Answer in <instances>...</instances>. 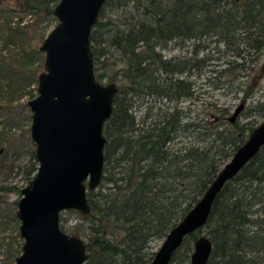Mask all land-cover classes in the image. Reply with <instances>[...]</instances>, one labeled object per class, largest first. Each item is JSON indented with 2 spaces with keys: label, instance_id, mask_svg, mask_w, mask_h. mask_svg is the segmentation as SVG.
Returning <instances> with one entry per match:
<instances>
[{
  "label": "trees",
  "instance_id": "obj_1",
  "mask_svg": "<svg viewBox=\"0 0 264 264\" xmlns=\"http://www.w3.org/2000/svg\"><path fill=\"white\" fill-rule=\"evenodd\" d=\"M14 1L0 16L55 23L58 0ZM20 23L0 22V49L17 45ZM90 43L96 78L118 91L104 125L103 177L87 193L90 216L68 211L77 223L65 228L59 215V227L86 242L85 264H150V243L164 240L197 204L257 127L252 118H264L262 103L231 122L229 105L203 99L211 90L242 103L256 94L264 72V0H107ZM172 48L187 50L167 58ZM27 55L13 64L0 56V104L32 96L37 71L26 72L33 60ZM8 147L0 143V165ZM21 149L22 185L0 188L18 197L37 168L30 141ZM4 205L0 231L14 226L17 250L8 255L14 261L21 246L16 201ZM201 234L213 245L207 264H264V146L225 185L206 225L185 238L169 264H189Z\"/></svg>",
  "mask_w": 264,
  "mask_h": 264
},
{
  "label": "water",
  "instance_id": "obj_2",
  "mask_svg": "<svg viewBox=\"0 0 264 264\" xmlns=\"http://www.w3.org/2000/svg\"><path fill=\"white\" fill-rule=\"evenodd\" d=\"M106 2L58 0L52 10L55 25L38 46L43 54L42 71L36 77L35 97L25 103L37 168L15 205L21 246L14 264H85L88 260L86 242L63 232L59 215L76 211L88 218L87 193L96 191L103 177L104 125L112 115L118 88L96 78L90 37ZM243 109L239 105L230 121ZM263 146L264 121L169 231L150 264H169L185 238L203 229L225 185ZM212 250L211 241L201 234L194 241L189 264H207Z\"/></svg>",
  "mask_w": 264,
  "mask_h": 264
},
{
  "label": "rangeland",
  "instance_id": "obj_3",
  "mask_svg": "<svg viewBox=\"0 0 264 264\" xmlns=\"http://www.w3.org/2000/svg\"><path fill=\"white\" fill-rule=\"evenodd\" d=\"M15 5L16 3L14 0H0V13H4V11H7L6 9L9 7H15ZM20 17L22 19H20ZM5 18H10L12 24L15 23V20L21 21L19 24L21 28L18 31L19 37L16 41L17 45L7 46L6 49L1 48V58H5L7 59V62L13 64L18 58L23 57V60H25L26 56H29L27 54H30L33 56V60L31 64L29 63V65H26L27 68L25 70L29 73L31 69L36 70V77L38 73L42 71L43 62V54L38 51V46L45 35L53 28L55 23L50 20L39 21L30 17H23L18 13H10L7 15L1 14L0 22H4ZM189 49H191V47H189ZM186 50L187 48H172L169 51H165L164 55L167 58L182 57L185 55ZM252 53L253 52L250 54ZM215 57H217V55ZM246 57H248V54ZM255 65H259L260 68V66H262V60L255 63ZM258 79L260 80L258 90L253 98L249 99L246 103L240 102V100L234 98L232 94L223 96L221 92L212 90L208 94H205L203 96L205 98L203 99L216 101L222 105H229L230 117L234 110L241 104L244 105L242 112L245 113L249 108L256 107L260 103L264 105V72L262 78L260 76ZM34 88L33 84L28 88V91L32 94L31 97H29V95H24L22 98L9 105L3 103L0 104V106H2V104L6 105L4 106V109L0 108V138L4 141H0V143H6L7 146H9L4 158L5 163L3 162V164L0 165V188L10 186L20 187L22 185L21 174L16 169L17 167L21 168L24 166L27 158L21 149V145L25 148V144H27L28 140L30 141L28 132L30 125V112L25 103L35 97L36 92L34 91ZM5 107L8 108L5 110ZM239 120L242 122L246 121L243 116H241ZM252 120L256 126H259L264 121V118L254 116ZM8 167H11V170H9ZM18 198L19 197L16 194L2 189L0 190V207L5 208L4 204H12L17 201ZM60 216L61 219H63L60 224H63V227L65 228L73 226L78 221L76 216L67 214V212L61 213ZM7 227L8 228L4 230L5 232L0 231V264H14V261L8 255H14L18 245V239L15 238L13 224L10 223ZM162 242L163 240L152 241L150 243V251L155 253L160 248Z\"/></svg>",
  "mask_w": 264,
  "mask_h": 264
}]
</instances>
